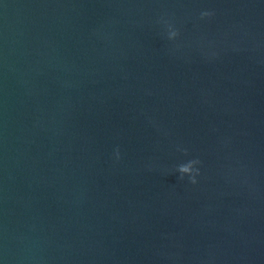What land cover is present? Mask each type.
I'll list each match as a JSON object with an SVG mask.
<instances>
[{
  "label": "water",
  "instance_id": "water-1",
  "mask_svg": "<svg viewBox=\"0 0 264 264\" xmlns=\"http://www.w3.org/2000/svg\"><path fill=\"white\" fill-rule=\"evenodd\" d=\"M0 264H264V0H0Z\"/></svg>",
  "mask_w": 264,
  "mask_h": 264
},
{
  "label": "clouds",
  "instance_id": "clouds-1",
  "mask_svg": "<svg viewBox=\"0 0 264 264\" xmlns=\"http://www.w3.org/2000/svg\"><path fill=\"white\" fill-rule=\"evenodd\" d=\"M211 12H201V18L211 16ZM178 35V32L174 30L170 25L168 28V39L172 40ZM186 154V152H185ZM198 160H191L186 163L177 166L176 171L179 173V178L183 179L185 175L189 177V182L192 184L196 183L195 176L198 175V170L194 168V165L198 164Z\"/></svg>",
  "mask_w": 264,
  "mask_h": 264
}]
</instances>
